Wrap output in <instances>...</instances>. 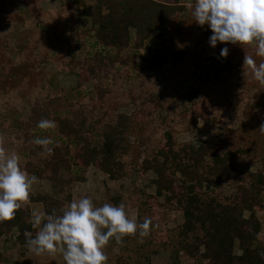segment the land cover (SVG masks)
Segmentation results:
<instances>
[{"label": "trees", "instance_id": "obj_1", "mask_svg": "<svg viewBox=\"0 0 264 264\" xmlns=\"http://www.w3.org/2000/svg\"><path fill=\"white\" fill-rule=\"evenodd\" d=\"M7 1L10 0H0V4ZM13 1L10 6L12 10L22 11L26 15L34 12L41 20V24L37 25L34 31L33 38H41L43 44L39 45L40 40L30 39L28 50L32 53L31 58H38L35 48L40 55L50 49L57 53L61 49L62 41L65 40H70V46L85 47V35L89 33V36L92 31L97 32L99 37L96 43H100L101 39L104 42L102 45L106 46L109 42L113 44L107 45V49L115 46L121 50L131 40L129 29L134 28L136 39L132 44L130 42L131 46L138 51H142L144 47L146 50L145 53H139L134 62L140 69L147 72L162 68L165 40L171 35L173 23L180 21L181 11L187 7L179 0H55L57 10L41 8L40 12L38 7L45 0ZM77 11L85 12L87 18L91 19L89 27L78 26ZM50 26L55 28L50 29ZM199 29L204 31V34L202 33L199 39H196V34H193L192 41L190 40L191 43L186 48L188 50L190 45L205 40L208 53L206 61H201L202 64L199 66L189 64L187 58L186 61H181L188 57L186 52H181L175 56L176 63L174 58L173 64L180 68H183L185 63V66L190 65L192 77L199 81L198 85L195 83L187 93H183L180 100L193 103L198 111L209 113L213 108L211 106L215 104L231 103L228 97L229 92L236 93L238 100L246 98L248 91L246 82L249 81L248 79L253 81L255 79L252 74L244 75L243 64L236 58L239 48L243 45L218 42L215 47H212L208 42L212 30L207 24ZM28 36L30 35H25V39H28ZM44 42H48L49 47H46ZM20 46L23 45L20 44ZM225 46L229 48V54L226 58L220 57V49ZM71 54L72 57L75 56ZM247 55L252 56L255 62L258 59L255 49L248 50ZM95 57L99 65L105 64L99 59L98 52ZM71 59L74 60V57ZM242 60L244 61V58ZM3 66L6 67V65ZM81 67V70L85 69L80 73L87 79L95 77L99 72L92 67L89 59L81 60ZM25 69L8 71L11 77L10 82L16 80L18 72L25 77L28 74ZM223 70L226 71L224 77L221 76ZM19 83L21 82L19 81L17 86ZM11 84L8 83V85ZM21 84L19 87L22 89L25 86L28 87L25 82L22 86ZM36 88L35 94L31 96V113L22 122V129L15 133L17 151L14 152L20 157L21 167L27 175L49 179L62 194L60 197L36 196L30 189L28 200L21 202L15 216L0 222V238L15 229L18 230L15 243L11 244L20 249L18 251L20 258H23L27 250L29 251L25 243V232L34 236L38 231L30 223L32 210L29 203L40 202L43 204L44 213H51L55 209L56 213L60 214L61 209L70 203L71 187L76 182L87 179V170L91 164H95L110 176L126 172L131 165H135L130 148L125 142L127 129L125 124L128 117L120 116L115 123L104 124L102 136L99 139L95 136L91 138L87 133L97 130L102 119L92 122L89 117L90 112L84 107L80 110L83 115L80 112H77V115L70 112L62 115L65 108V105L61 104L63 99L53 95L45 96L39 93L38 87ZM172 108L175 116L177 114L174 122L178 125L179 122L182 123L181 120H184L180 117L184 108L180 106L181 111L176 104H172ZM245 115L246 122L236 132L226 133L224 140L202 143L203 152L189 144H178L173 130L170 129L165 132V143L161 147L153 146L154 150H148V156L136 167L143 177L149 171L156 173L154 182L157 186V194H165L169 201L172 199L177 201L178 207L184 214V223L176 230L161 235L158 231L165 228V223L169 220V217L165 216L167 210L164 208L161 210L158 203L154 201V197H142L139 193H134L132 196L134 198L131 201L128 199L126 207L130 210V207L135 204L140 206L138 223L146 217L150 218L149 234L143 238L138 234L126 235L120 243L110 238L103 249L107 256L106 264H153L150 250L163 244L173 256L178 255L182 250L186 254H192L203 245L205 249L198 254L196 264H264V243H259L262 235L260 233L262 220L256 214L264 210V169L258 173L248 170L249 165L257 161L264 165V138H262L264 129L261 128L264 125V91L261 92L259 105L253 109L248 108ZM41 119H50L55 126L46 130L39 129L37 122ZM88 120H91L89 124ZM56 133L61 143L72 141L77 144L73 159L71 149H64L57 143L53 145L51 152L54 161L49 162L48 153L42 146L33 143L35 136L50 138V135ZM37 151L38 155L42 154L40 158L37 156ZM205 183L215 189L206 191L203 189ZM227 183L234 186L230 194H225L222 190ZM104 203L119 205L123 202L122 197L118 196L100 205ZM246 211L249 212L248 216L244 214ZM128 212L126 211L129 216ZM158 213H162V217ZM236 244L241 249L240 254L234 252ZM117 245L119 251L115 250ZM10 249L11 245L8 244L6 250ZM42 256L48 257V254H42ZM4 257V253H0V264H3ZM36 258L39 259L40 256ZM45 261L47 264H54L50 262L51 258ZM177 261H172L170 264H176Z\"/></svg>", "mask_w": 264, "mask_h": 264}, {"label": "rangeland", "instance_id": "obj_2", "mask_svg": "<svg viewBox=\"0 0 264 264\" xmlns=\"http://www.w3.org/2000/svg\"><path fill=\"white\" fill-rule=\"evenodd\" d=\"M13 2V0H10L0 4V19L2 20L0 21V149H4L9 153L17 151L15 133L22 129V122L31 113V96L35 94L36 87H38L39 93L45 96L53 95L63 99L61 104H64L65 108L62 115L69 112L77 115V112L79 113L84 107L90 112L89 117L92 122L96 119H102V123L98 125L97 130L87 133L88 135L90 134L91 138L95 136V138L99 139L102 136V126L104 124L108 122L115 123L120 119V116H126L129 119H126L127 122L125 124L127 127L125 142L130 148L133 164L135 165H131V168L126 172L110 176L95 164H91L87 170V179L78 181L71 187L70 202L73 199L87 196L95 205L101 206L102 202L120 196L125 205V211L128 212L129 208L126 207V202H129L128 199L131 201L134 198L132 197L134 193H139L142 197L151 196L154 197V201L158 203L161 210H167L165 216L169 217V220L165 223V228L158 232L162 235L163 233H170L176 230L178 226L184 223V214L178 207L177 201L175 199L169 201L165 194H157V186L154 182L157 177L156 173L149 171L143 177L136 165L140 164L148 156V150H154L153 146L158 148L165 143V132L168 129L173 130L175 141L178 144L192 145L194 149H199L201 152H203L201 150L202 143H215L224 140L226 133L236 132L246 122L245 111L248 108L253 109L259 105L264 85L248 79L249 81H245L248 86L246 98L238 100L236 93L229 92L228 97L231 103L221 102L220 104H215L211 106L213 108L210 109L209 113H204L202 110L198 111L197 108H194L193 103L184 100L185 103H183L180 100L182 94L187 93L195 83L198 85L199 81L192 77V67L190 65L185 66V63L184 66L182 65L183 68H180L173 64L174 58L176 63L175 56H178L181 52H186L188 57L181 61H186L187 58L189 64L199 66L202 64L201 61H206L208 54L205 40L192 46L190 45L191 48L189 46L188 50L186 48L191 43L190 40L192 41L193 34H196V39H199L202 33L204 34V31L202 32L199 29L201 26L197 28L198 25L194 21L192 10L188 7L189 4L194 6L195 0H179L181 4H186L187 7L181 11L180 21L173 23L171 35L167 36L165 40L163 50L164 64L162 68L151 72L140 69L134 62L137 60L139 53L146 52L145 47L142 51H138L131 46L136 39L134 28L129 29L131 44L128 42L127 46L121 50H118L115 46L107 49V45L111 46L113 44L109 42L106 46L102 45L104 42L101 39L100 43H96L99 37H97V32L93 33L92 31L89 36V33L85 35V47L70 46V40H65L62 41L61 49L57 53L50 49L40 55L37 48H35L38 58H31L32 53L28 50V46L31 42L30 39L35 34L34 31L37 25L41 24V20L34 12L26 15L22 11L12 10L10 6ZM41 8L53 11L57 10L58 6L55 0H45L38 7L40 12L42 11ZM76 19L79 27H89L91 25V19L87 18L85 12L77 11ZM53 27L55 28V26H50V29ZM25 35L30 36L25 39ZM168 37H171V40ZM33 39L40 40L39 45L43 44L41 38ZM44 43L46 47H49L48 42ZM20 44L23 46H20ZM250 49L256 50L254 42L244 44L243 47L239 48L238 55H236L239 63L243 64L242 59ZM3 52H5V55H3ZM96 52L100 55L99 59L104 61L105 64L107 63V66L98 64L95 59ZM71 53L75 54L73 56L74 60L71 59L73 58ZM83 59H89L92 67L99 71L95 77L92 76L87 79L81 75L80 71L85 69L81 70V60ZM262 61H264V57L258 56L256 64L258 65ZM2 64L6 65V67ZM98 65L99 67H97ZM9 68H11L12 72L20 68H27L25 72L28 74L23 77L22 73H20V77L18 72L16 80L10 82ZM225 72L223 70L221 76L224 77ZM247 73L251 75L249 71H246ZM248 75L247 78L249 77ZM19 81L22 84L25 82L28 87L24 85L23 89L20 88L19 84L21 83L17 86ZM8 83L12 84L8 85ZM172 104H176L178 109H180V106L184 108V112L180 109L182 111L180 117L184 120H181L182 123L179 122L178 125L174 122V117L177 114L175 116ZM190 109L191 112H189ZM206 110L208 111V109ZM81 114L83 115V113ZM90 121L88 120V124ZM262 138H264V135ZM50 140L51 143L48 147L52 148L54 144L59 143L64 149L70 148L73 159L77 145L75 142L69 141L67 143L64 141L61 143L57 133L50 135ZM37 156L40 158L42 154L38 155L37 151ZM48 156L49 162H53L54 156L51 153H48ZM248 168L249 171L258 173L264 169V165L257 161L251 163ZM239 170H241L240 167ZM28 176L35 177L31 190L36 196H61V190L49 179L33 175ZM203 189L213 191L215 188L205 183ZM222 190L225 194H230L233 192L234 186L231 183H227ZM29 204L31 205V203ZM35 204L37 207L40 206L41 209L44 208L42 203ZM139 207L138 204H135L130 207L128 212L129 217H134L137 223L139 220ZM158 214L161 217L163 215L162 213ZM244 214L248 216L249 212L246 211ZM256 214H259L264 222V210L258 211ZM262 228V242L259 240L260 244L264 243V224ZM35 230H38V227ZM17 233V229L10 232L6 235V241L15 243ZM4 244L3 238H0V253L6 254L5 259L2 260L3 264H47L45 260L50 258L49 254L48 257L40 255L42 260H38L37 256L28 250L23 258H20L18 247H14L12 251H7L4 250ZM161 246L157 245L155 249L150 250L153 264H170L176 260H178L176 264H196L198 254L205 249L201 245L199 250L192 254H186L182 250L178 255L175 254V257L168 249H165L164 244ZM115 250L119 251L118 245ZM234 252L236 254L241 252L237 244ZM53 259L56 262L59 260L61 263L63 260L62 254L57 251ZM50 262L53 263L52 260Z\"/></svg>", "mask_w": 264, "mask_h": 264}, {"label": "clouds", "instance_id": "obj_3", "mask_svg": "<svg viewBox=\"0 0 264 264\" xmlns=\"http://www.w3.org/2000/svg\"><path fill=\"white\" fill-rule=\"evenodd\" d=\"M194 21L200 26L207 24L212 30L209 44L218 42L235 44L255 43L256 55L264 57V0H195L189 4ZM229 48L222 47L220 57H227ZM247 66V69H245ZM244 72L264 85V61L258 65L250 55H245ZM50 119H41L37 128H53ZM264 129V125L261 126ZM33 143L42 146L47 153L51 143L48 137H35ZM35 177H29L15 152L0 149V222L12 219L21 202H26ZM30 223L38 227L35 235L25 232V243L36 256L62 254L64 264H106L103 249L110 238L120 243L124 236L138 234L143 238L149 234L150 218L137 223L129 217L125 205L104 203L96 206L87 196L73 199L60 214L33 211Z\"/></svg>", "mask_w": 264, "mask_h": 264}, {"label": "crops", "instance_id": "obj_4", "mask_svg": "<svg viewBox=\"0 0 264 264\" xmlns=\"http://www.w3.org/2000/svg\"><path fill=\"white\" fill-rule=\"evenodd\" d=\"M35 203H40V202H33V203H31L30 206H31V210H32V212L35 211V210L37 209V212L44 213V212H43L44 208L41 209L40 206L37 207V205H36ZM258 216H259V214H258ZM259 217H260L261 220H262V225H261V231H262V229H263L262 227H263L264 222H263L262 217H261V216H259ZM263 217H264V216H263ZM261 231H260V233H261ZM2 238H3V241L5 242V244H4V245H5V249H4V250H6L7 245L10 244V245H11V249H10V251H12L13 248L15 247L14 244H11V243H13V242L10 243L8 240L6 241V239H7L6 236H5V237H1V239H2ZM260 242H262V241H261V238H260ZM3 248H4V247H3ZM18 249H19V248H18ZM19 250H20V249H19ZM29 252H31V251H29ZM240 253H241V252H240ZM32 254H34V253H32ZM5 255H6V254H4V256H5ZM53 256L55 257V254H53V255H49V257L51 258V260L53 261V263H55V264H62V263H63V260L61 261V263L59 262V260H57L58 262H56V260L53 259ZM8 257H10V256H8ZM4 259H5V257H4ZM4 259H3V260H4ZM24 259H25V257H24ZM25 260H26V259H25ZM38 260H42V259L39 258Z\"/></svg>", "mask_w": 264, "mask_h": 264}]
</instances>
